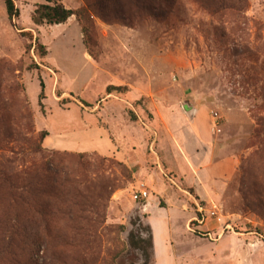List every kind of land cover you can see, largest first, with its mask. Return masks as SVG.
Here are the masks:
<instances>
[{
    "label": "rangeland",
    "instance_id": "1",
    "mask_svg": "<svg viewBox=\"0 0 264 264\" xmlns=\"http://www.w3.org/2000/svg\"><path fill=\"white\" fill-rule=\"evenodd\" d=\"M58 1L0 0V264H264V0Z\"/></svg>",
    "mask_w": 264,
    "mask_h": 264
},
{
    "label": "trees",
    "instance_id": "2",
    "mask_svg": "<svg viewBox=\"0 0 264 264\" xmlns=\"http://www.w3.org/2000/svg\"><path fill=\"white\" fill-rule=\"evenodd\" d=\"M4 1V5H5V10H6V16L9 22H11L15 17L18 16L17 10L14 7V3L13 0H3ZM45 4H39L35 7V10L33 11V14L31 16V21L34 25H42V24H46L49 26H58V25H63L65 24L68 19L75 15L77 17V19L79 20L80 26H81V30L83 33V37L84 40L86 41L87 38H89V33H90V27H89V22L87 23V21L85 19H83L82 15L79 13L74 14L71 10L66 9L63 4L61 2H59L58 0H44ZM146 6V10L151 12V13H155V9L154 7L157 6L158 4L160 5L161 2H163V0H143ZM166 1H170V0H166ZM163 13L160 12V14H157V16L159 15V18H163ZM43 48V47H41ZM42 88V85H41ZM116 89L114 87L108 86L106 88V94L110 95L112 94L113 91H115ZM42 90L40 92V98H42ZM102 162H111V159H102ZM119 166H124L122 163H118ZM55 183L57 185H59V187H61V189L64 188V185H71L72 183H70L69 181H63V182H57L55 181ZM190 194H192L196 199V195H194L193 191L190 190L189 191ZM70 194H67V196H69ZM74 197H78L83 199L82 196L79 195V193H76L75 195H73ZM100 196V195H98ZM71 200L73 198H70ZM72 209L75 208V211H69L68 213L70 215H76V214H84L83 216L79 217L81 218V220H83V222L88 225L91 223L90 220H88V215L90 214H95L97 217V208L96 205H89L88 203H86L84 206L82 205V207H78L73 205L72 203L70 204ZM85 207L87 208V210H85ZM163 208V207H161ZM92 224H94V222H92ZM123 228V227H121ZM148 237L147 238H139L137 243H136V247L141 251L142 256L149 260L150 258V251L152 250V237H151V233L149 231L148 233ZM14 237H16L17 241H18V237L16 235H14ZM21 241H25L27 240V236L26 235H21L20 236ZM132 238V234H130V240ZM9 243V242H8ZM7 243V244H8ZM18 251L11 249L9 247H3L0 249V259H4L7 258L10 261H16V259H19L18 257L20 255H22L24 253L23 249H19L18 247H16ZM78 255H74V256H70L67 258H61V257H52L50 259L45 260L41 259L42 262L45 264H81L84 259L88 258V259H92V255L93 252L87 247V244L85 246V248L82 249V251H77ZM27 261L28 262H34L37 263L39 262L38 258H36L35 260H33L31 258V254H29V256H27ZM46 261V262H45Z\"/></svg>",
    "mask_w": 264,
    "mask_h": 264
},
{
    "label": "crops",
    "instance_id": "3",
    "mask_svg": "<svg viewBox=\"0 0 264 264\" xmlns=\"http://www.w3.org/2000/svg\"><path fill=\"white\" fill-rule=\"evenodd\" d=\"M117 134L119 135V133L117 132ZM113 146V148L111 149L112 151L111 152H108V154H106V155H111V156H114L116 153L117 154H119L118 153V151L116 150V147L114 146V145H112ZM99 154H101L100 152H99ZM126 161V160H125ZM131 162V161H130ZM126 164H127V162H125ZM149 207V204L146 202V209Z\"/></svg>",
    "mask_w": 264,
    "mask_h": 264
},
{
    "label": "built area",
    "instance_id": "4",
    "mask_svg": "<svg viewBox=\"0 0 264 264\" xmlns=\"http://www.w3.org/2000/svg\"><path fill=\"white\" fill-rule=\"evenodd\" d=\"M147 197V193L145 191H139L138 195H134V199L144 200Z\"/></svg>",
    "mask_w": 264,
    "mask_h": 264
},
{
    "label": "bare ground",
    "instance_id": "5",
    "mask_svg": "<svg viewBox=\"0 0 264 264\" xmlns=\"http://www.w3.org/2000/svg\"><path fill=\"white\" fill-rule=\"evenodd\" d=\"M145 205H146V204H145ZM145 205H144V206H145ZM144 206H143V207H144Z\"/></svg>",
    "mask_w": 264,
    "mask_h": 264
}]
</instances>
